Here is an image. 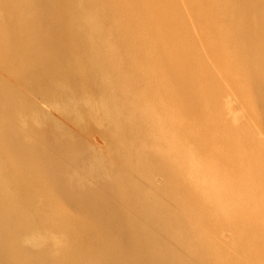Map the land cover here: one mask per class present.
<instances>
[{"label": "bare ground", "instance_id": "1", "mask_svg": "<svg viewBox=\"0 0 264 264\" xmlns=\"http://www.w3.org/2000/svg\"><path fill=\"white\" fill-rule=\"evenodd\" d=\"M0 264H264V0H0Z\"/></svg>", "mask_w": 264, "mask_h": 264}, {"label": "rangeland", "instance_id": "2", "mask_svg": "<svg viewBox=\"0 0 264 264\" xmlns=\"http://www.w3.org/2000/svg\"><path fill=\"white\" fill-rule=\"evenodd\" d=\"M211 64H212V66H210L211 67L210 70L213 71V73L217 76L218 69H219V67H218L219 63H217V61H212V63H210V65ZM232 95H231V97H232ZM233 101H235V100L233 99ZM40 104L42 107H44L46 110H48L50 112V114L52 116H54V118L57 119L59 122H61L65 125H67L68 127L76 130L78 133L83 132L82 134L87 138V140L91 143V146L96 151L107 154V142L104 139V137L102 136L98 127L92 126L89 131L84 130L85 132L81 130L82 128L80 130H78L79 128H77L76 125H74L70 120H68V118H66L63 114H61L57 109L50 106L46 101H40ZM237 112H239V110H237ZM233 118H238V117H229V119H231V120H233ZM231 120L228 121L230 123L228 125L231 129H233L234 126L232 125L233 123Z\"/></svg>", "mask_w": 264, "mask_h": 264}]
</instances>
